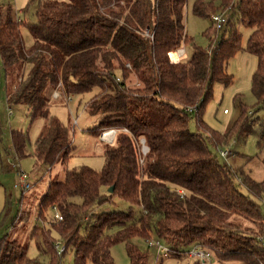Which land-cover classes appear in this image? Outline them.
Segmentation results:
<instances>
[{
	"label": "trees",
	"instance_id": "16d2710c",
	"mask_svg": "<svg viewBox=\"0 0 264 264\" xmlns=\"http://www.w3.org/2000/svg\"><path fill=\"white\" fill-rule=\"evenodd\" d=\"M30 2H37V23L18 20L12 8L0 15V85L16 77L7 103L26 105L31 121L45 122L35 142V165L66 164L73 151L68 128L51 113L48 88L61 85V98L67 100L95 92L87 111L101 119L87 132L98 137L110 129L118 133L115 146L104 150L102 170H69L64 181L50 182L40 200L37 211L44 225L34 226L31 238L49 263L28 257L26 246L4 237L0 264H62L69 251L73 264H116L112 250L119 244L126 245L130 264H150V253L135 242L150 239L170 247L175 259L199 246L220 264H264L258 239L264 235V213L256 201L264 199V180L222 164L213 152L252 135H258L264 152V122L258 116L264 111V0H195L193 14L212 22L214 15L236 9L224 15L223 28L213 22L205 34L206 49L187 34L188 0ZM240 23L251 30L245 48ZM24 27L34 40L30 47L24 45ZM185 45L192 47V56L177 60L176 50ZM243 49L258 59L252 83L256 106L240 103L239 117L222 135L202 117L215 84L233 83L227 67ZM28 65L29 73L21 74ZM194 119L197 132L190 127ZM141 138L149 148L144 165ZM13 142L17 157L25 158L29 139L14 131ZM114 198L128 206L93 212ZM54 207L61 221L48 219ZM113 229L115 234H106ZM58 242L64 246L61 254Z\"/></svg>",
	"mask_w": 264,
	"mask_h": 264
},
{
	"label": "rangeland",
	"instance_id": "374dc122",
	"mask_svg": "<svg viewBox=\"0 0 264 264\" xmlns=\"http://www.w3.org/2000/svg\"><path fill=\"white\" fill-rule=\"evenodd\" d=\"M195 0H188L185 10L186 30L196 45L203 48L209 47V40L205 36L207 30L213 27V22L209 18L197 17L193 14V4ZM12 8L18 20L26 23H37L36 11L37 2L30 0H0V15ZM233 8L230 12L224 13L226 17L235 12ZM222 13V12H220ZM238 28L243 34L242 46L245 48L251 30L244 27L242 23ZM24 45L30 47L34 40L27 28L21 30ZM223 30L218 33V40L221 39ZM187 51L186 58L192 56V47L184 46ZM185 58V59H186ZM1 65V60H0ZM258 59L244 49L236 54L229 62L227 71L234 77L233 83L229 86L217 83L214 87V96L206 105L203 113V121L214 131L225 134L229 131L239 117V104L243 103L250 109L256 106V99L252 92L253 77L257 71ZM31 66H25L21 74H28ZM16 77L2 79L0 85V240L8 237L10 240H17L21 245L28 248V257L39 259L49 263V258L40 253L37 241L31 238L34 226H43L44 222L38 217V207L40 200L45 195L51 181H64L69 170L84 166L100 171L104 168V150L115 146V143L104 144L100 141V136H95L87 132L99 124L101 116H92L87 111V102L95 92L84 96H72L70 100L65 98L52 99L55 89L48 88L45 96L50 101L52 115L56 116L68 128L72 139V156L66 164H57L53 168L46 166L37 167L35 165V142L40 134L45 130V122L40 119L31 121L29 118V108L26 105H9L7 94L12 93ZM6 80V81H5ZM9 81L8 87L6 82ZM61 91V89H60ZM63 93V91H61ZM52 96V97H51ZM11 111V114H10ZM227 111V113H224ZM264 122V111L258 114ZM76 122V123H75ZM191 130L197 132V123L194 119L191 123ZM19 131L29 139L27 146V156L19 159L14 151L13 132ZM234 153L230 162L226 163L219 155V149L213 148L214 154L222 164H229L234 170H244L249 173L254 180L260 182L264 180V164L262 158L264 152H260L258 147V135H252L245 141L233 140L229 145ZM25 176V179L22 177ZM23 184H28L29 189L23 191ZM239 185V184H238ZM242 192L251 196L243 187L239 186ZM80 202L79 199H75ZM256 201L262 207L264 213V199ZM127 203L118 198L110 203L96 206L94 213L118 211L125 209ZM21 215H28V220L20 221ZM49 220L55 217V210L51 208L47 212ZM48 226V223L47 225ZM117 229L106 232L113 235ZM136 244L144 251L150 253V264H192L195 258L187 256L181 259L157 257L155 247H150L149 243L135 240ZM59 244L63 245L61 242ZM264 245V235L263 241ZM189 250V249H188ZM112 255L116 264H130L125 244H119L112 250ZM74 254L69 251L64 257L62 264H73ZM87 264H94L89 261ZM220 264L213 258L212 263Z\"/></svg>",
	"mask_w": 264,
	"mask_h": 264
},
{
	"label": "built area",
	"instance_id": "2783aa9c",
	"mask_svg": "<svg viewBox=\"0 0 264 264\" xmlns=\"http://www.w3.org/2000/svg\"><path fill=\"white\" fill-rule=\"evenodd\" d=\"M212 19H213V22L215 23V25L218 29L223 28L225 23H226V18L223 14H216L212 17ZM147 36H149V33H147ZM175 56H176L177 60L185 59L187 56L185 47L183 46V47L179 48L178 50H176ZM60 87H61V85H59L58 88H56L55 92L53 93L54 99L61 98L62 93L60 91ZM194 110H195V108L189 109L190 112H193ZM224 113H227V111H225ZM10 114H11V111H10ZM123 131L125 133H130L129 130H127V129H124ZM117 133H118V131L116 129L106 130L100 135V141H102L106 144L112 145L115 143ZM139 145H140V164L144 165L145 164V158L149 152V148L146 144V139L141 138L139 140ZM219 155L223 160L226 161V163L227 162L229 163L230 160L233 158L234 153L230 147L223 146V147H220V149H219ZM22 179H25V176L22 177ZM22 187L24 190L29 189L28 184H23ZM178 192L184 194V192H181L179 190H178ZM54 210H55V219L61 221L63 219L61 214L58 212L57 208L54 207ZM258 239L262 243L263 236H259ZM147 243H149L150 247H155L157 257H161V259H166V258L171 257L172 251H171L170 247L165 245L160 240L150 239L147 241ZM56 247L59 250V254L64 252V246L63 245L58 244ZM189 256L198 260L200 262V264L212 263L213 258H214V254L212 252H208L199 246L192 247L189 251Z\"/></svg>",
	"mask_w": 264,
	"mask_h": 264
},
{
	"label": "water",
	"instance_id": "95a60500",
	"mask_svg": "<svg viewBox=\"0 0 264 264\" xmlns=\"http://www.w3.org/2000/svg\"><path fill=\"white\" fill-rule=\"evenodd\" d=\"M113 191H114V188H111V189H110V192L112 193Z\"/></svg>",
	"mask_w": 264,
	"mask_h": 264
},
{
	"label": "crops",
	"instance_id": "0c3cea01",
	"mask_svg": "<svg viewBox=\"0 0 264 264\" xmlns=\"http://www.w3.org/2000/svg\"><path fill=\"white\" fill-rule=\"evenodd\" d=\"M186 53H187V51H186ZM226 132H227V131H226ZM226 132H225V133H226ZM101 142H102V141H101ZM102 143H104V142H102ZM104 144H106V143H104Z\"/></svg>",
	"mask_w": 264,
	"mask_h": 264
}]
</instances>
